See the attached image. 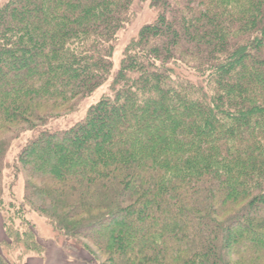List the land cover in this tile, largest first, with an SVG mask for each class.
I'll list each match as a JSON object with an SVG mask.
<instances>
[{"label": "trees", "instance_id": "16d2710c", "mask_svg": "<svg viewBox=\"0 0 264 264\" xmlns=\"http://www.w3.org/2000/svg\"><path fill=\"white\" fill-rule=\"evenodd\" d=\"M147 1L0 0L2 264L34 215L87 264H264V0H150L115 73Z\"/></svg>", "mask_w": 264, "mask_h": 264}, {"label": "rangeland", "instance_id": "374dc122", "mask_svg": "<svg viewBox=\"0 0 264 264\" xmlns=\"http://www.w3.org/2000/svg\"><path fill=\"white\" fill-rule=\"evenodd\" d=\"M138 1V0H137ZM149 1L143 2L142 4H139L136 2L135 4V18L132 20V22L129 23V25L122 30L118 35V46L115 50L114 54V72L116 73L120 67V62L124 53V50L129 43V41L137 34L138 30L141 26L146 24L147 22L153 20L155 16V12L149 7ZM109 83H106L103 87H101L94 95L81 102L79 108H77L76 111L68 113L69 115L62 117L55 121V127L56 128H66L68 126H71L78 122L80 119H82L87 109L90 105L94 104L95 102L99 101L100 98H102L106 93L109 92ZM29 136V135H28ZM18 144L13 143V146L11 150L8 153V158L10 161H13L15 156L18 154V147L16 146ZM14 182V185H12ZM5 185L7 187V192L5 194L6 202H9L8 199L13 198V196H10V189L12 187V190L15 192L14 199L18 200L22 197L23 189H24V176H20V178L17 180L12 179L11 177V171L7 170L5 173ZM33 222L36 224L37 231L42 237V241L44 242V245L46 246V253L43 257L45 261H43V264H87L92 260V257L86 253L82 252L77 249L75 246H67L61 247L57 246L55 243H53V239L56 236V233L53 231L51 225L48 223V221L40 217L39 215H34L32 217ZM2 220L0 216V241L5 238L3 229H2ZM61 244V243H60ZM68 245V243H66ZM65 246V245H64ZM5 252V251H4ZM19 251L16 249H13L11 252H6V256L11 262V264H29L31 263L32 259H27L28 256L19 258ZM28 261V262H27ZM36 261V262H35ZM33 264H38L40 262L38 259H35ZM0 264H2L0 262ZM41 264V263H40Z\"/></svg>", "mask_w": 264, "mask_h": 264}, {"label": "crops", "instance_id": "0c3cea01", "mask_svg": "<svg viewBox=\"0 0 264 264\" xmlns=\"http://www.w3.org/2000/svg\"><path fill=\"white\" fill-rule=\"evenodd\" d=\"M36 259H38V260L40 261V262L37 261L38 264H40V263L43 264V260H42L41 258H36ZM31 261L34 262L35 260H31ZM33 262H31L30 264H32ZM35 262H36V261H35Z\"/></svg>", "mask_w": 264, "mask_h": 264}]
</instances>
